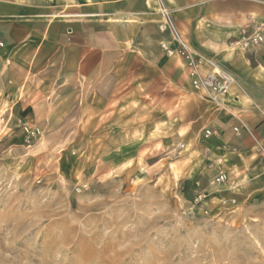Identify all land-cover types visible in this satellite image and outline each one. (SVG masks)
<instances>
[{"label": "rangeland", "instance_id": "obj_1", "mask_svg": "<svg viewBox=\"0 0 264 264\" xmlns=\"http://www.w3.org/2000/svg\"><path fill=\"white\" fill-rule=\"evenodd\" d=\"M258 49H248L252 64ZM193 91L224 109L223 98ZM83 114L18 120L8 133L0 119V264H264V195L211 186L216 159L203 134L186 142L141 120L108 151L107 121ZM261 114L254 126L234 117L255 148L232 155L243 162L240 178L264 173ZM199 194L207 198L196 202Z\"/></svg>", "mask_w": 264, "mask_h": 264}, {"label": "crops", "instance_id": "obj_2", "mask_svg": "<svg viewBox=\"0 0 264 264\" xmlns=\"http://www.w3.org/2000/svg\"><path fill=\"white\" fill-rule=\"evenodd\" d=\"M261 23L264 0H0L4 130L11 132L18 120L48 123L84 113L107 121L108 147L141 120L150 131L161 125L186 142L203 134L199 142L215 157V174L227 175L232 193L241 183L246 198L264 195V173L251 170L240 178L243 162L230 160L255 149L246 133L234 135V117L254 126L264 111V52L252 64L251 50L234 51L230 43ZM161 25L234 77L224 109L193 91L185 62L161 47L177 48ZM253 48L264 50V44ZM205 130L213 135L206 138Z\"/></svg>", "mask_w": 264, "mask_h": 264}, {"label": "built area", "instance_id": "obj_3", "mask_svg": "<svg viewBox=\"0 0 264 264\" xmlns=\"http://www.w3.org/2000/svg\"><path fill=\"white\" fill-rule=\"evenodd\" d=\"M160 31H168L172 37V41L177 45L176 49H172L168 43H162L161 47L169 57L177 56L181 58L186 65L188 77L192 88L214 102L220 103L221 99L230 91L234 77L213 59L204 58L198 55L190 46V44L179 34L173 31L171 27L161 25ZM264 43V27L257 26L252 34L243 32L241 39L238 41L242 49L248 50ZM3 43L0 42V48ZM235 136L241 135L239 127L233 129ZM213 132L210 130L205 131V137H211ZM227 181V175L223 172L215 174L210 180V185L219 187ZM207 198L206 194H199L196 202H202ZM228 201L224 200L223 204ZM235 203V200H231Z\"/></svg>", "mask_w": 264, "mask_h": 264}, {"label": "bare ground", "instance_id": "obj_4", "mask_svg": "<svg viewBox=\"0 0 264 264\" xmlns=\"http://www.w3.org/2000/svg\"><path fill=\"white\" fill-rule=\"evenodd\" d=\"M160 10H161V9H160ZM229 92H230V91H229ZM229 92H228L226 95H228V94H229ZM226 95H225V96H226ZM225 96H224V97H225ZM224 97H223V98H224Z\"/></svg>", "mask_w": 264, "mask_h": 264}]
</instances>
